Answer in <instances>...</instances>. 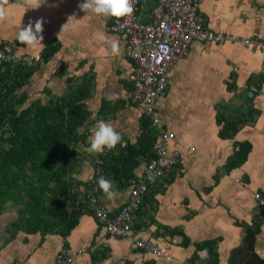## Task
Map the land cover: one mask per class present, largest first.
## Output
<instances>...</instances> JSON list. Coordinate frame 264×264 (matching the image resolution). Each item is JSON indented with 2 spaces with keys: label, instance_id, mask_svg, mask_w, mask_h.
Returning <instances> with one entry per match:
<instances>
[{
  "label": "crops",
  "instance_id": "1",
  "mask_svg": "<svg viewBox=\"0 0 264 264\" xmlns=\"http://www.w3.org/2000/svg\"><path fill=\"white\" fill-rule=\"evenodd\" d=\"M81 2L83 0H46L45 3L40 0L41 6L33 9L35 5L25 0H9L10 15L0 22V43H10L18 52L40 54L47 43H58L57 49L42 58L21 87L29 100L45 101L48 95L43 88L50 94H62L67 77H76L77 82L81 77L91 79L89 94L84 100L89 116L80 127L87 136L85 142L77 146V161L69 173L74 205L78 202L81 210L76 223L64 236L53 231L25 233L17 230L7 239L5 225L15 217V212H0V264H54V256L62 247L83 248L72 264H177L194 255L200 264H205V249H196L194 243L211 238H218L216 264H233L242 255V224L250 223L255 210H260L252 193L264 188L261 54L239 44L209 43L205 46L204 58L211 79L202 83L195 80L190 88L186 87L187 91L179 93L170 85L173 69L179 68L186 58L195 61L206 44L193 42L188 46L186 54L170 69L166 94L157 103L160 124L174 133L179 162L149 188L133 215L130 236H110L88 209L84 191L93 186L101 207L113 214L126 200L128 186H118L109 171L97 169L95 160L99 153H90L87 149L92 129L100 120L110 123L120 133L121 141L134 143L141 109L127 81L131 62L122 56V41L111 30L114 18L84 13L78 8ZM154 2L141 1L139 13L144 21L148 20ZM198 11L203 24L210 29L247 37L264 34V0H199ZM70 15L77 18L76 29L60 33ZM39 18L45 21L44 45L32 50L15 40V36L29 20ZM113 41L118 44L117 54L111 50ZM219 68H226L234 78L229 90L225 85L224 99L219 100L220 105L225 106L223 114L240 115L249 105L259 111L254 122L240 124L231 138L218 134L222 123L215 120L220 105L216 108L218 111L213 106L216 94L212 88ZM191 75L195 76L194 72ZM252 83L260 91L248 97L246 85ZM102 100L105 101L103 106ZM100 105L103 114L97 118ZM233 141H247L250 149L239 166L225 171L223 165L233 151ZM190 147L193 150H189ZM144 162L140 160L134 167V177L141 174ZM100 177L112 181L114 199H107L96 188ZM172 228L178 231L170 232ZM182 236L188 239L185 245L181 244ZM132 237L151 238L165 246L172 259H157L135 248ZM253 250L264 257V221L254 234ZM91 257L95 258L94 262Z\"/></svg>",
  "mask_w": 264,
  "mask_h": 264
},
{
  "label": "trees",
  "instance_id": "2",
  "mask_svg": "<svg viewBox=\"0 0 264 264\" xmlns=\"http://www.w3.org/2000/svg\"><path fill=\"white\" fill-rule=\"evenodd\" d=\"M57 47V42L47 43L40 51L41 57L45 59ZM37 65L0 61V212L7 203L13 205L15 212L14 219L5 227L9 234L7 239L17 230L25 233L53 231L64 236L75 225L81 211L78 202L74 205L69 173L77 161V146L84 143L87 136L80 127L89 116L84 100L89 94L91 79L81 77L77 82L76 77H67L62 94H50L43 88L48 95L45 101L29 100L21 87ZM230 88L231 85L226 84V89ZM101 105L97 118L103 114ZM258 113L251 105L240 115L225 116L223 111L216 112V122L222 123L218 134L231 138L240 124L254 122ZM138 128L134 143L126 141L124 146L118 143L97 157L100 162L96 168L109 171L111 179L120 187L129 186L136 178L134 167L153 154L155 130L149 127L142 112ZM232 145L233 151L223 165L225 171L239 166L250 149L247 141H233ZM95 186L100 190L97 182ZM260 212L264 214V207H260ZM175 231L178 230H170ZM217 241L218 238H211L194 243L196 249H205V264L217 263ZM186 243L188 239L182 236L181 244ZM91 261L95 258L91 257Z\"/></svg>",
  "mask_w": 264,
  "mask_h": 264
},
{
  "label": "built area",
  "instance_id": "3",
  "mask_svg": "<svg viewBox=\"0 0 264 264\" xmlns=\"http://www.w3.org/2000/svg\"><path fill=\"white\" fill-rule=\"evenodd\" d=\"M141 1L133 0L134 12L130 16L114 18L111 30L122 41V56L131 62L127 74L131 95L148 119L149 127L155 130L153 154L144 162L141 174L128 186L126 200L113 214L101 207L93 187L84 191L88 209L104 232L114 237L130 236L133 215L149 188L167 176L179 162L174 133L160 124L157 103L166 94L170 69L186 54L188 46L193 42L239 44L261 54V72L264 74V34L247 37L206 27L198 11L199 0H155L148 20L144 21L139 13ZM0 53L7 57L0 59L2 62L21 63L25 66L42 62L39 53L16 52L8 43L0 46ZM36 56L40 59L36 60ZM259 91L256 85L250 84L246 95L253 97ZM124 145L125 142L121 141L120 146ZM95 161L100 162L98 158ZM252 198L257 207H264V188L254 190ZM132 244L157 259H172L168 249L151 238L132 237ZM82 251L83 248L62 247L54 256V264H72L76 255ZM177 264L200 262L197 258H188Z\"/></svg>",
  "mask_w": 264,
  "mask_h": 264
},
{
  "label": "clouds",
  "instance_id": "4",
  "mask_svg": "<svg viewBox=\"0 0 264 264\" xmlns=\"http://www.w3.org/2000/svg\"><path fill=\"white\" fill-rule=\"evenodd\" d=\"M45 2L46 0H44V3ZM25 3L35 5L33 9H37L41 6L40 0H25ZM78 8L84 13L113 18H123L130 16L134 12L133 0H83V2L78 4ZM9 15V0H0V22L5 21ZM44 23L45 21L43 18H39L35 21L29 20L26 26L20 28L15 39L32 50L40 48L44 45ZM76 27L77 18L74 15H70L67 22L62 25L60 33L68 29L75 30ZM111 50L113 54L118 53L119 49L117 42H112ZM34 58L36 60L40 59L39 56ZM0 59H7V57H5L3 53H0ZM121 139L120 133L117 132L110 123L100 120L92 129L89 148L87 150L90 153H103L105 149L111 150L115 148L116 145L121 142ZM97 184L107 199L111 200L115 198L116 193L113 191L112 181L100 177L97 180Z\"/></svg>",
  "mask_w": 264,
  "mask_h": 264
},
{
  "label": "rangeland",
  "instance_id": "5",
  "mask_svg": "<svg viewBox=\"0 0 264 264\" xmlns=\"http://www.w3.org/2000/svg\"><path fill=\"white\" fill-rule=\"evenodd\" d=\"M205 46H209V45L206 44L203 46V50L201 51V53L199 54V56L195 61H188L186 58L185 60H183V63H180L179 68L173 69L172 74L170 75V85H172L175 89H177V92L184 93L185 91H187L186 87L189 86L190 88L191 85L193 84V81L195 80L196 81L198 80L199 83L200 82L202 83L205 82L207 79H211L204 58V52H205L204 49L206 48ZM217 59L218 58H216V60ZM192 72H194L195 76L191 75ZM232 78L233 76H231V73L228 74V70L226 68H219L217 70V78H214L216 79L215 80L216 82L212 88L215 94L217 95L214 96V101H213V106L215 109L221 104L219 100H223L225 97V85L226 84L231 85L233 83L234 78L233 79ZM177 103H179V101ZM224 108L225 106L220 105L219 111L222 110L224 112ZM216 110L218 111V109ZM228 115L230 114L228 113ZM4 209H5L4 211L8 210L10 211V213L14 211V207L11 203H7ZM9 221L7 222L5 227L9 225Z\"/></svg>",
  "mask_w": 264,
  "mask_h": 264
},
{
  "label": "water",
  "instance_id": "6",
  "mask_svg": "<svg viewBox=\"0 0 264 264\" xmlns=\"http://www.w3.org/2000/svg\"><path fill=\"white\" fill-rule=\"evenodd\" d=\"M264 221V214L256 209L250 223H243L244 234L241 242L242 255L238 256L233 264H264V257H259L253 250L254 234L258 232L259 225Z\"/></svg>",
  "mask_w": 264,
  "mask_h": 264
}]
</instances>
